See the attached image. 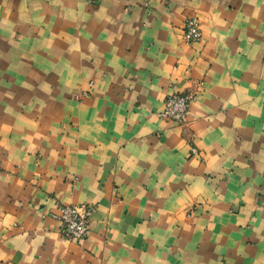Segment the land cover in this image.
Returning a JSON list of instances; mask_svg holds the SVG:
<instances>
[{
  "label": "crops",
  "instance_id": "obj_1",
  "mask_svg": "<svg viewBox=\"0 0 264 264\" xmlns=\"http://www.w3.org/2000/svg\"><path fill=\"white\" fill-rule=\"evenodd\" d=\"M263 196L264 0H0V264H264Z\"/></svg>",
  "mask_w": 264,
  "mask_h": 264
},
{
  "label": "built area",
  "instance_id": "obj_2",
  "mask_svg": "<svg viewBox=\"0 0 264 264\" xmlns=\"http://www.w3.org/2000/svg\"><path fill=\"white\" fill-rule=\"evenodd\" d=\"M182 37L189 43L200 40L201 30L197 18L188 17L185 19ZM201 87L202 81H198L190 89L167 95L158 116L184 125L189 105L197 99ZM191 151L194 152L195 149L191 148ZM262 203L264 206V196L262 197ZM58 204L56 217L59 220L61 237L72 242L84 240L89 229L92 207L87 203Z\"/></svg>",
  "mask_w": 264,
  "mask_h": 264
}]
</instances>
